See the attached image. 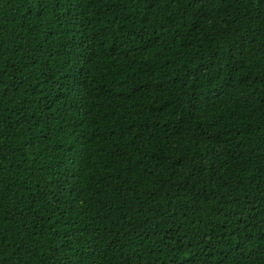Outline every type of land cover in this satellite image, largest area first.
<instances>
[{
  "label": "trees",
  "instance_id": "obj_1",
  "mask_svg": "<svg viewBox=\"0 0 264 264\" xmlns=\"http://www.w3.org/2000/svg\"><path fill=\"white\" fill-rule=\"evenodd\" d=\"M0 264H264V0H0Z\"/></svg>",
  "mask_w": 264,
  "mask_h": 264
},
{
  "label": "snow or ice",
  "instance_id": "obj_2",
  "mask_svg": "<svg viewBox=\"0 0 264 264\" xmlns=\"http://www.w3.org/2000/svg\"><path fill=\"white\" fill-rule=\"evenodd\" d=\"M208 0H186V5L191 9H197L199 6V10L203 11L204 6L207 4ZM84 55H87V50L85 49ZM83 58V57H82ZM85 64H87V60H85ZM219 100V97H217ZM216 101H210V106H214Z\"/></svg>",
  "mask_w": 264,
  "mask_h": 264
}]
</instances>
